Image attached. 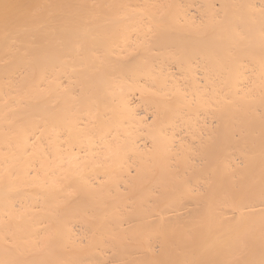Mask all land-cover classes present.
Masks as SVG:
<instances>
[{
  "label": "bare ground",
  "instance_id": "bare-ground-1",
  "mask_svg": "<svg viewBox=\"0 0 264 264\" xmlns=\"http://www.w3.org/2000/svg\"><path fill=\"white\" fill-rule=\"evenodd\" d=\"M0 264H264V0H0Z\"/></svg>",
  "mask_w": 264,
  "mask_h": 264
}]
</instances>
